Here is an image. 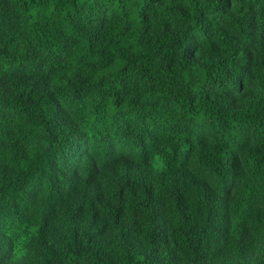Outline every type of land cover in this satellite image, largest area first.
Wrapping results in <instances>:
<instances>
[{
  "label": "trees",
  "instance_id": "1",
  "mask_svg": "<svg viewBox=\"0 0 264 264\" xmlns=\"http://www.w3.org/2000/svg\"><path fill=\"white\" fill-rule=\"evenodd\" d=\"M0 264H264V0H0Z\"/></svg>",
  "mask_w": 264,
  "mask_h": 264
}]
</instances>
